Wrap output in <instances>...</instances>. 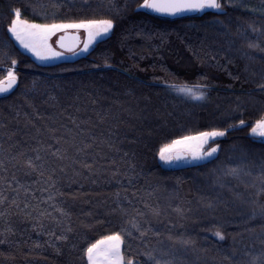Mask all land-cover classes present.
I'll return each instance as SVG.
<instances>
[{
	"label": "trees",
	"instance_id": "obj_1",
	"mask_svg": "<svg viewBox=\"0 0 264 264\" xmlns=\"http://www.w3.org/2000/svg\"><path fill=\"white\" fill-rule=\"evenodd\" d=\"M218 1L219 13L169 18L143 0H0V79L17 61L16 87L0 96V192L19 203L3 206L0 264H86V248L115 232L133 264H154L148 253L162 264H264V140L247 134L264 115V0ZM17 8L27 21L114 27L82 56L38 63L8 32ZM184 84L206 86V98L169 87ZM220 129L213 157L159 163L174 138ZM53 135L91 144L78 159L92 169L41 151L44 176L31 173L26 160L56 147ZM133 219L150 228L146 237Z\"/></svg>",
	"mask_w": 264,
	"mask_h": 264
},
{
	"label": "snow or ice",
	"instance_id": "obj_2",
	"mask_svg": "<svg viewBox=\"0 0 264 264\" xmlns=\"http://www.w3.org/2000/svg\"><path fill=\"white\" fill-rule=\"evenodd\" d=\"M142 9L151 10L153 12L175 16L177 14L186 13V12H203L206 10H216L217 13L221 10V3L218 0H143V3L139 6ZM114 27L113 20L111 19H82L78 21L71 22H61V23H51V24H36L29 23L26 20L21 19V11L20 9L13 10V18L11 19L10 26L8 28V32L12 37L15 38L20 46L23 49H26L28 52L32 53V55L41 62L58 60L64 58V52L55 51L52 46L49 44L50 38L55 35L57 32H65L67 33L69 30H81L83 29L86 32V40L83 44V48L80 49V52L86 53L89 51L90 45L94 42H97L100 39L108 36ZM65 36H61L58 44L61 48H65L66 51L71 52L73 55H78L74 46H66L64 44ZM77 39V38H73ZM12 67L7 69V75L3 80H0V94L7 93L11 91L16 83L17 77L15 74V65L17 61L13 59L11 61ZM173 91L177 94L183 95L185 97H189L193 100H204L206 98V93L202 90V85H194L189 86L187 84L184 85H170L169 86ZM264 88V85H261ZM245 121L241 119L239 121V126H244ZM79 127V126H77ZM53 134L57 131L56 129L51 130ZM70 132V130H69ZM251 133L253 135H259L260 137H264V117L256 120L254 126H251ZM226 135V131L220 130H212L206 132H200L197 135H189L183 136L178 139L172 140L170 143L163 145L159 149L160 159L171 163L173 160H180L186 157L179 155V153H189L191 155L192 160H203L207 158L213 157L215 153L218 151V147H211L209 150L204 151V146L209 143V141H215L216 137H223ZM53 139L55 140L56 147L53 145H48L46 149L38 148L34 149L36 151L35 157H30L26 160L25 165L27 169L30 170L31 173H39L41 177L44 176V167H45V157H43L40 153L41 151H46L52 157H54L58 161H70L71 164L81 163L84 168L89 170L92 169V164H89L84 161H80L78 157L81 154H85L87 149H89L92 145L86 143L84 141H80L79 143L75 142V137H72L71 141L66 136H55L53 135ZM68 144V148H62L58 145L61 143ZM69 148L74 149L75 157L69 156ZM176 153V155H173ZM23 155V154H21ZM3 167V162L0 161V168ZM55 170L53 169V172ZM60 171L63 172L64 168L61 167ZM227 175H236L237 169H229L226 173ZM14 179V177H13ZM45 183L51 182L49 187L54 186V181H52L51 174L48 176L47 181ZM11 187V185H9ZM24 186H20L18 188L13 189L17 193V197H19L20 190ZM25 195L27 196L28 190L24 188ZM119 196V193H117ZM53 196L49 195L48 200H52ZM6 201L8 202L9 207L15 206L19 208V203L16 197H14L11 201H8V197L3 195V192H0V218L5 217L7 213V209L3 206ZM28 204H24V208H27ZM208 207H212L211 204ZM61 214L66 215L61 209ZM43 215V213H41ZM50 215V214H49ZM138 216H142V213H137ZM153 215H159V211L157 209H153ZM132 228L136 229L139 232L140 237H146L150 228H144L139 220L133 219L130 221ZM71 229H69L70 231ZM7 232H11L12 229L8 228ZM3 235V233H0ZM127 235H131L129 231ZM215 236L223 240L224 236L220 231L215 232ZM58 240L67 239L66 236L60 235L57 236ZM124 237L121 232H115L110 235L103 236L101 239L96 240L94 243H91L85 250V256L87 259V264H133L131 259L125 260V256L121 251V246L123 244ZM3 240H0V243H3ZM184 244L190 243V241H182ZM149 260H153L154 264H162L161 260L156 259L148 253ZM163 264H170L168 261H164Z\"/></svg>",
	"mask_w": 264,
	"mask_h": 264
},
{
	"label": "rangeland",
	"instance_id": "obj_3",
	"mask_svg": "<svg viewBox=\"0 0 264 264\" xmlns=\"http://www.w3.org/2000/svg\"><path fill=\"white\" fill-rule=\"evenodd\" d=\"M219 2V1H218ZM143 3V2H142ZM141 3V4H142ZM140 4V5H141ZM197 13H199V12H197ZM13 18V17H12ZM22 20H25V19H23V18H21ZM99 19H102V18H99ZM27 21V20H26ZM29 23H36V24H51V23H61V22H71V21H57V22H45V23H39V22H33V21H28ZM9 26H10V24H9ZM9 28V27H8ZM68 32H76L77 34H78V37H79V42H78V44L75 46V50H76V52L77 53H79L78 55H73L71 52H68V51H66V49H64V48H61L59 45H58V42H57V40H58V37L60 36V35H62L63 33H65V32H63V31H61V32H57L55 35H53L51 38H50V40H49V44L52 46V48L55 50V51H58V52H64V58H62V59H58V60H51V61H46V62H41V61H38L33 55H32V53H30V52H28L26 49H23L22 48V46H20V44L17 42V41H15V38L14 37H12L11 36V34H10V37H11V39L15 42V44L19 47V49L20 50H22L23 52H25V53H27L33 60H35L36 62H38V63H52V62H56V61H59V60H69V59H74V58H76V57H79V56H82V55H84V54H86V53H82V52H80V49H82L83 48V44H84V42H85V40H86V32L83 30V29H81V30H69ZM110 34V33H109ZM95 43V42H94ZM94 43L92 44V45H90V47H89V49L94 45ZM12 67V63L9 65V66H7L6 67V69H5V71H4V73H3V76L1 77V79L0 80H3L4 78H5V76L7 75V69H9V68H11ZM15 70H16V65H15ZM16 74V73H15ZM204 91V90H203ZM262 117H264V115H262L260 118H258V119H261ZM258 119H255L254 121H252V123L250 124V126H249V128H248V130H247V134L250 136V137H252L253 139H256V140H264V137H260L259 135H253L252 133H251V126H254V124H255V122H256V120H258ZM208 131H212V130H208ZM220 131H226V130H222V129H220ZM201 132H206V131H201ZM198 133H200V132H196V133H191V134H188V135H184V136H189V135H197ZM181 137H183V136H181ZM181 137H177V138H174V139H178V138H181ZM223 137H225V136H223ZM223 137H216L215 138V141H209V143L208 144H206L205 146H204V151H207V150H209L211 147H218V143H217V141L219 140V139H221V138H223ZM173 139V140H174ZM172 141V140H171ZM170 141V142H171ZM170 142H168V143H170ZM168 143H166V144H168ZM165 145V144H164ZM162 147V146H161ZM160 147V148H161ZM216 154V153H215ZM214 154V155H215ZM182 156L183 157H186V158H184V159H180V160H178V161H176V160H173L171 163H168V162H166V161H163V160H161L160 159V156H159V150H158V154H157V159H158V161H159V163L162 165V166H164V167H176V166H184V165H189V164H193V163H198V162H201V161H204V160H206V159H203V160H192L191 159V155L189 154V153H182ZM208 159V158H207ZM99 239H101V238H99ZM98 240V239H97ZM96 241V240H95ZM94 241V242H95ZM93 242V243H94ZM86 264H87V259H86Z\"/></svg>",
	"mask_w": 264,
	"mask_h": 264
},
{
	"label": "water",
	"instance_id": "obj_4",
	"mask_svg": "<svg viewBox=\"0 0 264 264\" xmlns=\"http://www.w3.org/2000/svg\"><path fill=\"white\" fill-rule=\"evenodd\" d=\"M150 12H152V13H154V14H156V15H159V16H162V17H169V18H177V17H182V16H188V15H193V14H196L197 12H186V13H181V14H177V15H175V16H171V15H164V14H159V13H156V12H153V11H151V10H149ZM61 36H65L66 37V39L64 40V44L66 45V46H76L77 44H78V42H79V37H78V34L76 33V32H67V33H63L62 35H60L59 37H58V40H57V42L59 41V39H60V37ZM77 38V39H73V38ZM59 45V44H58ZM65 49V48H64ZM17 84V83H16ZM15 87H16V85H15ZM14 87V88H15ZM13 88V89H14ZM13 89L11 90V91H13ZM11 91H9V92H7V93H3V94H0V96L1 95H4V94H8V93H10ZM173 155H176V153H174ZM179 155H181L182 156V153H179ZM176 161H178V160H176Z\"/></svg>",
	"mask_w": 264,
	"mask_h": 264
}]
</instances>
